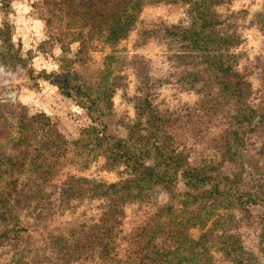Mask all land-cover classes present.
I'll return each mask as SVG.
<instances>
[{"label": "trees", "instance_id": "obj_1", "mask_svg": "<svg viewBox=\"0 0 264 264\" xmlns=\"http://www.w3.org/2000/svg\"><path fill=\"white\" fill-rule=\"evenodd\" d=\"M225 1L42 0L49 15L46 24L51 20H59L57 24L65 27H59L63 55L58 62L61 74L43 70L34 75L30 66L32 56L23 58L11 41L10 24L4 22L0 26V69L21 68L32 81L30 86L36 87L39 80L49 81L57 86L63 96L74 100L90 119V124L82 126L78 138L73 141L74 154L83 158L82 167L101 158L104 162L101 165L103 171H117L125 176L114 182L77 175H69L63 180L60 187L63 205L71 202L70 199L80 202L101 198L108 203L105 216L56 245L67 262H81L96 256L100 259L110 258L112 262L108 264H214L215 255L220 253L231 264H258L244 249L240 237L229 232L237 225L234 226L233 219L227 214L224 217L221 211L239 209L243 215H248L249 204L264 205V196H261L264 195L263 177L260 185L263 193L260 196L258 192L253 195L241 189H235L236 193L232 188L227 189L228 185L234 183L232 179L208 173L212 169L207 170L206 165L192 166L188 153L173 147L175 116H181L162 112L149 100L152 83L155 84L156 80L161 83L163 79L152 77L150 67L144 61L137 64L136 74L142 78V89L133 98L137 102L135 123L129 126L125 140L115 139L107 133L111 99L116 87L121 85L119 79L122 78L121 70L125 62V54L119 55L114 51L138 27L144 6L180 2L190 5L192 15L187 24L160 23L146 29L145 34L149 38L165 41L166 47L174 51V59L179 49L177 42L182 44L181 47L185 43L189 44L181 50L182 61L175 60L174 65L179 67V71L173 68V72L168 73L182 74L188 84L185 88L200 93L194 113L203 111V124L212 122L209 117L221 114L225 115L223 118H230L231 126L222 130L219 137L221 162L238 163L242 159L246 138L251 134L264 135V92L258 107L251 108L248 101L254 91L246 76L237 69L242 52L234 51L241 38L231 32L233 23L221 19L215 11V7ZM11 2L0 0L4 14L9 11ZM244 13L238 11L234 16L244 18ZM258 25L264 34V14ZM73 42L79 44L82 53L89 51L93 42H99L110 50L103 59V67L95 83L90 84L71 72L74 61L66 53ZM188 58H192L191 61L187 62ZM114 74L118 77L114 78ZM170 79L165 76L164 80ZM199 83L200 87H196ZM261 90L264 91V76ZM21 107L14 97L9 103H0V188L10 189L16 182H24L22 191L26 200L30 194L49 184L46 169L55 170L62 164L54 161H65L67 141L56 125L46 122L43 117L37 119L40 123L37 126L31 123L35 118L29 117L30 126L29 121H26L28 116L19 110ZM190 114L191 110L186 116ZM194 122V117L184 120L185 125ZM201 129L191 134L189 128L191 135H188L194 140L201 133H206L205 127L203 132ZM13 130L18 133V137H10ZM33 142L38 144L35 148ZM8 145L11 148L22 146L34 149V158L26 167L29 173L16 174L18 169L25 166V161L7 156L5 150ZM217 169L215 166L214 170ZM157 192L165 195L166 201L161 202L155 213L130 233L131 237H127V245L120 256L113 253L116 230L124 216L123 207L137 201L157 199ZM5 201L2 195L0 242L17 236L19 230L13 219L16 210L7 208ZM210 218V226L206 228ZM193 229L198 230L197 236L193 235Z\"/></svg>", "mask_w": 264, "mask_h": 264}, {"label": "rangeland", "instance_id": "obj_2", "mask_svg": "<svg viewBox=\"0 0 264 264\" xmlns=\"http://www.w3.org/2000/svg\"><path fill=\"white\" fill-rule=\"evenodd\" d=\"M215 11L221 19L224 18L233 23L231 32L241 38V42L234 48V51L242 52L237 69L251 83L254 93L248 102L249 106L255 109L264 92L261 90L264 76V34L258 25L261 15L264 14V0H227L216 6ZM238 11H245V17L235 18L234 14ZM191 15L190 5L180 2L149 4L142 8L138 27L131 31L114 51L119 55L125 54V62L121 70L122 78L119 79L121 85L116 87L111 99L112 106L107 115L110 120L107 124V133L115 139L125 140L129 126L135 123L137 102L133 98L142 89L140 82L142 78L140 79L136 74L137 64L139 61H144L149 65L152 77L163 79L161 83L156 80L155 84L152 83L153 87L149 89L151 94L149 100L153 103L152 105L162 112L171 115L177 113L181 116H175L176 126L172 129L173 147L184 149L188 153V160L192 166L206 165L207 170L212 169L207 171L208 173L232 179L234 183L228 185L227 189L249 191L253 195L258 192L260 196L263 193L261 177L264 179V135L251 134L246 138L241 153L242 159L238 163H222L218 152L219 137L222 130L231 126L230 118H223L225 115L221 114L217 117H209L212 122L203 124L204 117L201 114L203 111L194 113L200 93L185 88L188 84L186 80H183L182 74L178 76L168 73L173 72V68L174 71H179V67L174 65L175 60L182 61L181 50H184L183 47L186 49L189 44L185 43L181 47L182 44L177 42L176 46L178 45L179 49L176 50L177 58L174 59V51L166 47L165 41L149 38L145 34L146 29L160 23L187 24ZM46 18H49V15L42 0H12L7 14H4L0 7V26L4 22L10 24L11 41L23 58L32 56L30 66L34 75L43 70L61 74L58 62L63 55L60 50L59 27L60 29L65 27L57 24L60 23L59 20H51L46 24ZM90 45L89 51L82 53L79 51V44L73 42L66 56L74 61L71 72L93 84L98 80L97 76L103 67V59L110 50L99 42H93ZM191 59L188 58L186 61ZM113 76L118 77L117 74ZM165 76L171 79L165 81ZM31 83L32 81L21 68L0 69V103H9L14 97L22 106L19 110L28 116L26 121L29 123L31 121L29 117L35 118V121L31 123L37 126L40 124L37 119L40 120V117L41 119L43 117L46 122L55 124L67 141L65 145L67 151L64 162L54 161L62 164L59 168L46 169L48 172L46 175L50 178L49 184H46L42 190L30 194L26 200L23 198L24 182L22 184L16 182L10 186V189L0 188V197L4 196L7 208L16 210V216L13 219L19 228L16 232L17 236L0 242V264H108L112 262L110 258L100 259L96 256L95 258L90 256L81 262L75 260L67 262L66 257L60 253L61 250L56 247L58 243L67 240L79 229H85L99 217L105 216L104 212L108 209L107 201L101 198L84 199L80 202L70 199L71 202L63 205L60 187L69 175L84 176L105 182H114L125 176L117 171H103L101 165L104 162L101 158L89 163L87 167H82L83 158L74 154L73 141L78 138L79 129L90 124L86 111L71 98L63 96L53 83L39 80L36 87L30 86ZM200 85L201 83L196 87ZM189 110L191 114L186 116ZM192 117L195 120L194 124L185 125L184 120ZM11 120L14 121V119ZM23 125L25 127V124ZM188 127L191 134L200 132V128L203 132L205 127L207 135L201 133V136H196L193 140L189 136L191 134L188 132ZM14 130L10 137L18 135ZM37 145L36 142L32 144L34 148ZM5 154L25 161V166L18 169L16 174L29 173L26 167L32 157L34 158V149L31 147L25 149L22 146L11 148L8 145ZM215 166L218 167L217 170H214ZM155 196L157 199L137 201L123 207L124 216L116 230L113 253L116 252L120 256L127 245V237H131L130 233L144 224L155 213L161 202L167 199L161 192H157ZM248 206L250 207L248 215H243L244 213L239 209L229 212H226L228 211L226 209L221 213L224 217L227 214L235 222L234 226L237 225L229 232L240 237L244 249L252 255L256 263L264 264V205L249 204ZM210 223L211 218L207 221L206 228L210 226ZM192 232L194 236L198 235L197 229H193ZM213 263L231 264L220 253L215 255Z\"/></svg>", "mask_w": 264, "mask_h": 264}]
</instances>
